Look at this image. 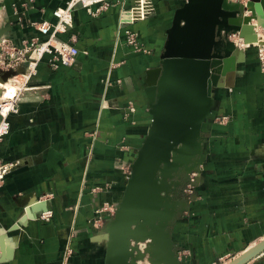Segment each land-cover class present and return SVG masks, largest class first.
<instances>
[{
	"label": "crops",
	"instance_id": "1",
	"mask_svg": "<svg viewBox=\"0 0 264 264\" xmlns=\"http://www.w3.org/2000/svg\"><path fill=\"white\" fill-rule=\"evenodd\" d=\"M66 1L0 0L7 35L16 45L40 36L29 22L56 24L53 11ZM154 3L148 18L129 26L120 14L134 0H113L98 16L95 7L76 8L73 27L60 36L75 38L76 62L53 68L46 56L38 64L0 142V163L16 166L0 186L4 264H105L101 236L152 122L148 72L160 66L175 11L185 4ZM127 30L142 51L128 45ZM255 31L264 40V29ZM243 48L207 118L198 197L171 227L185 264H228L264 240V72L256 48ZM48 210L52 219H41ZM247 264H264V253Z\"/></svg>",
	"mask_w": 264,
	"mask_h": 264
},
{
	"label": "water",
	"instance_id": "2",
	"mask_svg": "<svg viewBox=\"0 0 264 264\" xmlns=\"http://www.w3.org/2000/svg\"><path fill=\"white\" fill-rule=\"evenodd\" d=\"M182 1L167 31L160 66L148 72L152 122L131 165L123 198L101 236L106 242L105 264H139L146 259L150 264H185L171 233L190 200L183 194L182 177L205 163L214 92L224 88L223 79L236 70L240 51L230 37L251 45L259 42L255 30L264 29V0H248L245 5ZM10 30L8 24L0 36ZM40 206H34L35 212ZM141 244L146 245L144 251ZM263 253L264 240L228 264H247ZM5 262L0 257V264Z\"/></svg>",
	"mask_w": 264,
	"mask_h": 264
},
{
	"label": "built area",
	"instance_id": "3",
	"mask_svg": "<svg viewBox=\"0 0 264 264\" xmlns=\"http://www.w3.org/2000/svg\"><path fill=\"white\" fill-rule=\"evenodd\" d=\"M113 0H67L65 6L53 11L57 19L56 24L52 25L47 21L29 22L37 29L40 36L31 37L16 45L7 34L0 36V141H2L11 130L10 117L19 112V105L30 89V83L36 75L38 64L44 57H49V62L53 68L59 66H72L79 55L78 48L72 42L64 41L60 38L73 27L74 11L78 7H95L92 14L98 16L103 11L108 10ZM155 10L154 0H134V4L128 10L121 11L120 23L127 26L141 20H145ZM6 25V20L0 15V30ZM127 43L135 52L143 50L134 32L127 30ZM241 42V41H239ZM237 45V43H236ZM248 46V45H245ZM257 57L264 72V43H255ZM4 85L14 87V92L10 94ZM5 87V88H3ZM15 163L0 164V186L4 183L7 175L15 168ZM192 178L185 193L189 196V203L198 197V178L203 172V166ZM189 205V204H188ZM52 211L48 210L40 217L49 220ZM145 244H141L143 248Z\"/></svg>",
	"mask_w": 264,
	"mask_h": 264
},
{
	"label": "rangeland",
	"instance_id": "4",
	"mask_svg": "<svg viewBox=\"0 0 264 264\" xmlns=\"http://www.w3.org/2000/svg\"><path fill=\"white\" fill-rule=\"evenodd\" d=\"M243 3H244V5H245V3H246V1L247 0H241ZM155 4V3H154ZM230 39L236 44L237 43V47L240 49V47L242 46V41L241 42H239L240 40H239V38L237 37V36H231L230 37ZM243 46H244V48H245V45L243 44ZM255 46V44H253V45H249V46H246L247 48L248 47H254ZM243 48V49H244ZM1 142V141H0ZM206 157H207V155H206ZM0 164H5V163H0ZM206 165V162L204 163V165H203V167ZM204 169V168H203ZM196 173L195 172H193L192 174H190L189 176H186V179H185V183H186V186H185V188H184V190H183V194L185 195V197H187V198H189V196L185 193V190H186V188H187V186L190 184V183H192V178H194V175H195ZM48 199H52L53 198V196L52 195H48V196H46ZM186 199V198H185ZM52 211V210H51ZM116 211V210H115ZM114 214H115V212H114ZM52 217H53V211H52ZM52 217L50 218V219H52ZM114 217V216H113ZM30 218V217H29ZM49 219V220H50ZM97 223H99L98 225H100V220H96V223L95 224H97ZM146 246V245H145ZM145 246H143V248H141V245H140V250H142V251H144V248H145ZM139 264H150V262L146 259V260H144V261H141Z\"/></svg>",
	"mask_w": 264,
	"mask_h": 264
},
{
	"label": "bare ground",
	"instance_id": "5",
	"mask_svg": "<svg viewBox=\"0 0 264 264\" xmlns=\"http://www.w3.org/2000/svg\"><path fill=\"white\" fill-rule=\"evenodd\" d=\"M259 43H264V40H260V38H259ZM243 45V44H242ZM251 45H253V44H251ZM249 46V45H248ZM0 85H2V84H0ZM3 86H5L6 88H7V92H9L10 94H12L13 92H14V87L13 86H11V85H4L3 84ZM5 87H3V88H5ZM217 92H218V90L217 91H215L214 92V97L216 96V94H217ZM34 205V204H33ZM31 206V205H30ZM29 207V206H28ZM33 211V210H32ZM26 216H27V218L28 217H30L31 219H33L32 217H34V213H31V212H29V211H27L26 212ZM147 244V243H146Z\"/></svg>",
	"mask_w": 264,
	"mask_h": 264
},
{
	"label": "flooded vegetation",
	"instance_id": "6",
	"mask_svg": "<svg viewBox=\"0 0 264 264\" xmlns=\"http://www.w3.org/2000/svg\"><path fill=\"white\" fill-rule=\"evenodd\" d=\"M185 179H186V178L183 176V177H182V182H185Z\"/></svg>",
	"mask_w": 264,
	"mask_h": 264
}]
</instances>
